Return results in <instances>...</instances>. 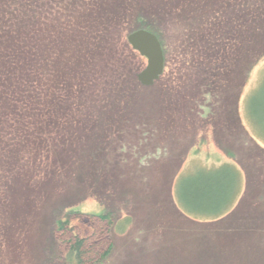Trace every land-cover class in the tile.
Wrapping results in <instances>:
<instances>
[{
    "label": "rangeland",
    "instance_id": "rangeland-1",
    "mask_svg": "<svg viewBox=\"0 0 264 264\" xmlns=\"http://www.w3.org/2000/svg\"><path fill=\"white\" fill-rule=\"evenodd\" d=\"M140 22L165 50L150 87L128 42ZM262 84L264 0H0V264H69L56 223L73 208L80 235L101 213L127 222L103 225L101 264H264V154L247 133ZM226 163L246 172L233 214L182 216L179 175Z\"/></svg>",
    "mask_w": 264,
    "mask_h": 264
},
{
    "label": "trees",
    "instance_id": "trees-1",
    "mask_svg": "<svg viewBox=\"0 0 264 264\" xmlns=\"http://www.w3.org/2000/svg\"><path fill=\"white\" fill-rule=\"evenodd\" d=\"M139 29L148 30L160 39L157 27L153 24L140 22ZM163 51H165L164 47ZM46 75V72L36 74L34 85H31V79L25 80L21 78L22 85H25L27 88L32 87L35 90L38 81L44 80ZM17 80L18 78L13 75L8 78L11 88L14 89L13 93L20 91L17 87ZM259 90L260 93L257 92L250 99L251 102H249L250 109L248 106V113L251 118V123L255 126V129L258 130L257 132H264V84L260 86ZM23 91L28 90L23 89ZM31 96L32 94L29 96V103L33 110L34 107H39V103H44L46 101H42L38 93L33 99L35 103L32 104ZM0 100H2L1 97ZM252 104H254L253 108ZM258 107H261V109L258 110ZM250 140L253 144L251 150H255L257 153L263 155L264 151L260 149L257 142L251 137ZM229 154L232 157V154ZM243 174L245 175L246 172H243L236 163H226L211 169L198 168L196 171L189 174L181 173L174 187L173 199L175 207L182 216L189 219L220 221L233 214L235 208L244 197L242 188L243 177L245 176ZM82 214H84L82 210L73 208L67 210L65 214L57 220L56 232L60 237L61 246L65 247L67 253L65 255L66 261L69 264L104 263L111 255L113 246L108 239V228H105L103 225L107 227L114 226L113 228H124L127 222H123L122 224L117 222V224H115L113 215L110 213H101L98 215L100 227L96 228L93 234L85 236L84 234L80 235L73 224L74 220L78 219Z\"/></svg>",
    "mask_w": 264,
    "mask_h": 264
},
{
    "label": "water",
    "instance_id": "water-1",
    "mask_svg": "<svg viewBox=\"0 0 264 264\" xmlns=\"http://www.w3.org/2000/svg\"><path fill=\"white\" fill-rule=\"evenodd\" d=\"M135 52L148 61L147 68L138 76L143 86H153L164 74L165 56L159 38L146 30H139L128 37Z\"/></svg>",
    "mask_w": 264,
    "mask_h": 264
},
{
    "label": "crops",
    "instance_id": "crops-1",
    "mask_svg": "<svg viewBox=\"0 0 264 264\" xmlns=\"http://www.w3.org/2000/svg\"><path fill=\"white\" fill-rule=\"evenodd\" d=\"M251 132V131H250ZM249 131H248V135L251 137V138H253L255 141L258 139V140H264V132H261V131H259V132H256V138H254L253 137V135L250 133ZM259 134V135H258ZM257 142V144L259 145V147H260V149L261 150H263L264 151V147H262L259 143H258V141H256ZM243 192H244V190H243Z\"/></svg>",
    "mask_w": 264,
    "mask_h": 264
}]
</instances>
